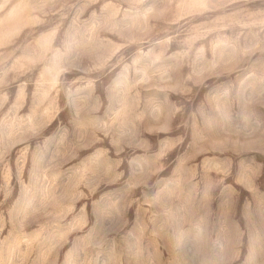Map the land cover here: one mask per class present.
I'll return each mask as SVG.
<instances>
[{
	"label": "rangeland",
	"instance_id": "374dc122",
	"mask_svg": "<svg viewBox=\"0 0 264 264\" xmlns=\"http://www.w3.org/2000/svg\"><path fill=\"white\" fill-rule=\"evenodd\" d=\"M0 264H264V0H0Z\"/></svg>",
	"mask_w": 264,
	"mask_h": 264
}]
</instances>
